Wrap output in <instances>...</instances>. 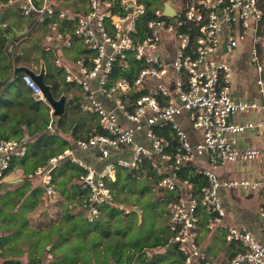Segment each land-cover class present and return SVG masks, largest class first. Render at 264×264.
Listing matches in <instances>:
<instances>
[{"label":"built area","instance_id":"1","mask_svg":"<svg viewBox=\"0 0 264 264\" xmlns=\"http://www.w3.org/2000/svg\"><path fill=\"white\" fill-rule=\"evenodd\" d=\"M161 1L149 7L143 0H76L73 8L64 6L66 0L0 3V9L16 7L27 24L33 19L32 26L50 18L45 51H77L80 46L74 60L55 56L53 61L64 70L66 81L81 87V109L97 113L102 130L72 142L34 172L23 170L19 177L40 179L45 194L52 197L57 165L67 158L78 163L85 170L79 183L89 192L81 207L93 221L99 213L97 205L112 200L107 183L116 179L118 169L146 171L148 162L158 176L154 190L168 193L170 241L183 256L181 263L172 264H215L199 240L203 226L219 229L227 243L237 246L225 264H264V241L246 226L230 222L220 197L222 188H251L264 194V179L219 173L237 161L264 160V144H238L239 135L247 130L261 131L264 139V37L260 32L264 10L259 0ZM167 3L173 10L166 9ZM240 46L249 49L256 67L258 99L236 100L232 95L234 69L226 56ZM116 66L131 70L132 78L113 77ZM23 82L36 100L48 103L31 74L25 73ZM48 105V128L54 130L57 116ZM183 113L201 139L192 140L178 119ZM251 113L257 116L244 121L234 118ZM167 126L173 130L171 137L159 132ZM93 149L102 162L100 169L76 155ZM128 151L132 159L112 158V152ZM27 152L28 137L0 139V182L7 179L12 161ZM185 167L202 173L206 183L198 186L182 177L180 169ZM70 205V209L75 206ZM258 215L264 218V204ZM51 259L52 253H47L39 261L16 264H49Z\"/></svg>","mask_w":264,"mask_h":264},{"label":"trees","instance_id":"2","mask_svg":"<svg viewBox=\"0 0 264 264\" xmlns=\"http://www.w3.org/2000/svg\"><path fill=\"white\" fill-rule=\"evenodd\" d=\"M143 1L149 7L153 4H162L161 0ZM5 2L7 0H0V3ZM259 5L264 10V0H259ZM64 6L69 7L67 2L64 3ZM14 8L17 10L16 7ZM15 21L26 20L20 16L19 12L12 19L0 18V139L28 137L27 154L14 159L10 167V170L19 167L28 174L34 172L38 166L44 165L51 155L64 151L72 142L76 143L79 139L89 138L96 132L95 130H102L97 113L86 112L81 109V87L75 82L66 81L64 70L55 65L51 52L43 50L44 53L38 57H27V53L16 57L15 52L21 44L35 39L28 29L32 27L33 19L28 22V27H26L28 33L25 35L17 34L14 28ZM49 22L50 18H46L43 26L48 27ZM144 23L145 19L140 22V26ZM260 32L264 33V19ZM29 49L30 44L28 51ZM42 61L48 67L45 79L52 86L55 97L59 98L63 94L67 97L65 111L55 117L52 122L54 130L48 128L51 120L50 107L34 98L32 90L23 82L25 72L21 71L15 75V67L28 66L33 68V63L37 67L35 70H40ZM120 75L132 78L131 70H123L116 66L113 77ZM159 132L168 137L173 134L170 126L164 130H159ZM54 136L59 137V143L53 142ZM84 151H92L95 156L98 154L97 149L81 150L80 152ZM81 159L88 162L85 158ZM144 168L146 169L145 172H142L144 175L153 176L155 181L158 180V176L148 162H145ZM84 171L82 166L72 162L69 158L64 159L54 169L53 179L56 183L54 195L56 201L54 202L58 209L51 216L50 222L44 221L37 229H30L29 240L37 239L36 243L38 244L35 247L34 244L28 242L30 250H34V257L29 259L30 262L41 260L45 253H52L53 258L59 259L61 264H132L136 257L139 258L136 262L147 260L142 255H145L143 250L148 245V247L167 245L169 251L171 248L177 249L176 246L170 247L169 230L163 236L158 235L152 242L133 243L130 241L124 223H127L133 209L126 207V192L127 185L136 180L138 175L125 167L117 171L115 180H110L107 183L112 192V200L98 204L99 213L93 221H89L86 211L81 207L89 192L81 186L78 180ZM66 172L68 175H65ZM180 174L182 177L196 182L198 186L206 183L205 176L202 173L194 172L192 168H182ZM121 193L123 195H120ZM43 194L45 191L41 182L33 186L32 180L28 177L24 178L23 184L19 187L0 193V231L4 229L3 220L7 216L8 219L15 220L7 221L11 224L10 227H14L15 231L19 232L14 231L12 241L24 237L22 227L24 228L27 224L30 226V220L28 217L26 218L25 214H27L28 209L31 211L39 206ZM167 196V192L162 193L161 198L165 206L167 199H169ZM116 202H119V207L115 204ZM72 203L75 205L73 210L68 208V204ZM124 217L127 219L125 220ZM5 227L10 228L6 225ZM60 243H62L63 248L59 247ZM17 244L22 248L20 241L11 244L10 248L14 249ZM3 247L4 245L0 244V257L4 256ZM42 251L43 253H41ZM177 251L174 258L171 256L168 258V264L182 262L183 256L178 249ZM18 261L20 260L6 258L2 264H16ZM143 263L148 264V262H139L138 264Z\"/></svg>","mask_w":264,"mask_h":264},{"label":"rangeland","instance_id":"3","mask_svg":"<svg viewBox=\"0 0 264 264\" xmlns=\"http://www.w3.org/2000/svg\"><path fill=\"white\" fill-rule=\"evenodd\" d=\"M69 8L75 7L76 0H66ZM18 13V11L14 8V6H9V8L0 9V18L1 19H12L15 17V14ZM17 20V18H16ZM18 21H15L14 23L17 24ZM19 23V22H18ZM264 37V33H262ZM34 41L31 39L29 42H25L21 44L17 51L15 52L16 57L20 54L26 55L27 57H33V56H41L44 52V48L46 46L44 35L43 36H34ZM30 44V49L28 51V46ZM28 45V46H27ZM81 48L80 46L77 48V51L70 50V49H63L60 48L56 52H51L52 59L55 56H60L64 61H69L71 58L74 60L78 52H80ZM237 68V77L238 81H242L243 85L246 86V90H255V93L257 92V72L256 67L251 59V53L247 47L240 46L233 52L227 54L226 56ZM232 58V59H231ZM237 81V82H238ZM155 82V81H153ZM14 87V84H13ZM46 104L45 102H43ZM54 143H59V137H53ZM115 158L117 157H124L127 159H132L133 155L132 152L128 151L124 153L123 155L119 153H115ZM256 160L255 162H257ZM238 164L236 163L235 166ZM233 165H228L226 168H228L229 171L233 170ZM244 167V165L242 166ZM209 168V166H208ZM225 168V169H226ZM120 169V168H119ZM118 169V170H119ZM225 169H220L219 173L221 175L227 174ZM134 172V171H132ZM140 171L136 172L135 174L138 175L136 180L131 181L127 185V192H126V207L130 208L132 210L130 216L128 219L124 217V219H127V223H124V226L128 232V237L131 242L133 243H142V242H152V240L156 239V237L163 236V234H166L168 232L167 227V218L165 216V210L166 206L164 201L162 200V193H160L158 190H153L154 187H157V181H155V177L151 176L148 177L147 175H144ZM142 173V174H141ZM68 175V172L66 173ZM60 176V175H59ZM58 176V178H59ZM34 185L40 184V179L33 178L31 179ZM23 183H6L1 181L0 182V193L6 192L8 189H15L16 187H19ZM237 190V189H236ZM125 193V191H124ZM55 195V194H54ZM54 195L52 197H48L46 194H43L41 196L40 204L37 208L34 210L28 209L27 214H25L26 218H29V224H27L24 228L22 227V235L24 237H19V239H12L14 235H12L15 231L14 227H10L11 224L7 221H11L14 219L10 218L8 219L7 216L3 220L5 225L10 228H6L4 225V229L0 231V244H3V252L4 256L0 257V264L3 263V261L6 258H14L17 260H29L34 257V250H30V245L28 242H31L32 244L37 247V239L35 240H29L28 233L34 228H38V226L43 223L44 221L50 222L51 216L54 215L56 211L53 209V205L55 202L52 201L54 198ZM120 195H123L122 193ZM240 196V195H239ZM61 197V196H60ZM62 199V197H61ZM242 204L246 207L252 210V212L255 213V215H258V209H259V203H256V199L252 197V195L249 196H241ZM119 207V202L115 203ZM71 206L70 204L68 207ZM20 217V216H19ZM17 217V218H19ZM15 221V220H14ZM202 234H209L206 229H202ZM219 229L212 230L211 232H218ZM16 232V231H15ZM16 233H19L18 231ZM206 235L205 237L209 238L210 240H213V235ZM21 236V235H20ZM20 241L22 248L19 247L17 244L14 249L10 248L11 244L18 243ZM213 241H217L216 239ZM227 243V242H226ZM225 242H222V244H226ZM149 246V245H148ZM146 247L145 250H143L145 255H142L143 258H146L145 261H139V262H148V264H168V258L170 256L174 258L177 255V249L171 248L169 251L167 245H160L157 247ZM8 247V248H7ZM60 248H63L62 243L59 244ZM24 251H23V250ZM43 253V251L41 252ZM36 254H39L36 252ZM143 254V253H142ZM46 253L43 257H45ZM139 258H135L134 262L132 264H138L139 262H136ZM49 264H61L59 259L53 258L49 260ZM144 264V263H143Z\"/></svg>","mask_w":264,"mask_h":264},{"label":"crops","instance_id":"4","mask_svg":"<svg viewBox=\"0 0 264 264\" xmlns=\"http://www.w3.org/2000/svg\"><path fill=\"white\" fill-rule=\"evenodd\" d=\"M18 22L17 24H15V27H14L15 30L17 31V34L22 31H27L28 33V30H26L27 29L26 27H28L27 21H22V22L18 21ZM43 24H44V21H41L39 22L38 25L28 28L30 30L29 32H32L33 37L37 35L45 36V33L49 29L48 27L43 26ZM50 60H51L50 62H52V59ZM33 63H35V61H33ZM33 63H32V65H34L32 66L33 69H37V67L35 66L36 64H33ZM18 65H22V64H18ZM232 65L234 69V79H233V84H232L233 97L236 100L258 99L259 98L258 91L256 93H255V90L247 91L246 90L247 88L245 85H243L242 81L240 80L238 81L237 68L233 63ZM47 72H48V67L46 66V74ZM46 104L48 105L49 103H46ZM256 116L257 114L255 113L246 114V115L239 114L237 116L234 115V118H237V120L239 121H244L248 118H254ZM179 121L185 127V129L189 133L192 140L196 141V140L201 139L200 132L193 127L192 123L188 119L187 113H183L179 117ZM238 144L241 147H245L249 145H262L264 144L262 132L247 130L245 133L239 135ZM115 153L116 152H112V158H115L114 156ZM124 153L126 152H121V153L119 152V154L121 155H123ZM76 155H78L80 158H85L88 161V163H90L91 165H93L94 167L98 169L102 167V162H100L99 158L95 156L92 151L91 152L84 151L82 153L80 151H77ZM236 163L238 164L237 166H235ZM231 165L234 166L233 170L229 171L228 168L225 169L227 174H224V175L226 177L264 179V160L263 159H259L257 162L237 161V162L231 163ZM243 165L244 167H242ZM22 172H23V169L19 167H16L15 169H11L9 173L7 174V179L4 180L3 182L23 183L24 178L19 177L22 174ZM249 195H252V197L256 199V203H258L261 200L259 203V206L261 204H264V194L260 193V191L258 190H254L251 188L249 189L238 188L237 190L222 188L220 190L221 202L227 210V219L234 224L246 226L248 229L253 231L257 239H259L260 241H264V218H262L260 215H255V213L252 212L251 209L246 208L241 202L242 201L241 196L247 197ZM52 201L54 202L56 201V199L54 198L52 199ZM52 205H53V209H55L54 211H56L58 208L56 207L55 203ZM74 208L75 206L71 210H73ZM202 229H206L209 234L212 233L211 235H213L212 236L213 240L216 239L217 241L210 240L209 238L205 237L206 235H209V234L203 235L202 231H200L199 240H200L201 245L205 248L210 258L213 259L215 264H225L226 260L233 254L237 246L235 244L226 243L221 231L211 232L204 226L201 228V230ZM222 242H225L226 244H222Z\"/></svg>","mask_w":264,"mask_h":264},{"label":"water","instance_id":"5","mask_svg":"<svg viewBox=\"0 0 264 264\" xmlns=\"http://www.w3.org/2000/svg\"><path fill=\"white\" fill-rule=\"evenodd\" d=\"M166 9L171 11L173 10V7L171 6V4L167 3ZM26 33L27 31H22V32H19L18 35H25ZM223 49L224 51H227V38H225L223 42ZM21 71L31 74L34 77V79L37 81V83L41 87L48 103L55 109L54 115L55 116L61 115L65 111L67 97L64 94L61 95L59 98L55 97L52 91V86L49 83H47L45 79V75H46L45 62L42 61L40 70H35L28 66L15 67V75H18L19 72ZM161 191H163V189H161ZM172 246L174 245L171 244L170 247Z\"/></svg>","mask_w":264,"mask_h":264},{"label":"clouds","instance_id":"6","mask_svg":"<svg viewBox=\"0 0 264 264\" xmlns=\"http://www.w3.org/2000/svg\"><path fill=\"white\" fill-rule=\"evenodd\" d=\"M171 244H172V243H171ZM171 244H170V245H171ZM172 245H174V244H172ZM174 246H176V245H174Z\"/></svg>","mask_w":264,"mask_h":264}]
</instances>
